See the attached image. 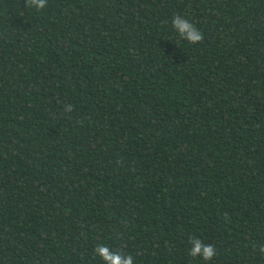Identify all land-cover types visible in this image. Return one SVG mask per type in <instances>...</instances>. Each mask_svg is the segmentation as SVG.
<instances>
[{
    "label": "trees",
    "instance_id": "trees-1",
    "mask_svg": "<svg viewBox=\"0 0 264 264\" xmlns=\"http://www.w3.org/2000/svg\"><path fill=\"white\" fill-rule=\"evenodd\" d=\"M99 244L264 264V0H0V264Z\"/></svg>",
    "mask_w": 264,
    "mask_h": 264
},
{
    "label": "clouds",
    "instance_id": "clouds-1",
    "mask_svg": "<svg viewBox=\"0 0 264 264\" xmlns=\"http://www.w3.org/2000/svg\"><path fill=\"white\" fill-rule=\"evenodd\" d=\"M49 4V0H26V8L41 11ZM172 26L179 37L189 44H198L205 39V34L196 26L195 23L188 20L179 13L172 18ZM72 105H67L66 111L72 110ZM192 245L189 255L200 257L204 261H211L216 255V247L212 244L204 243L200 238L194 237L190 240ZM260 252H264V245L259 246ZM94 252L99 255L105 264H134V257L122 251H114L107 244H99L94 248Z\"/></svg>",
    "mask_w": 264,
    "mask_h": 264
}]
</instances>
